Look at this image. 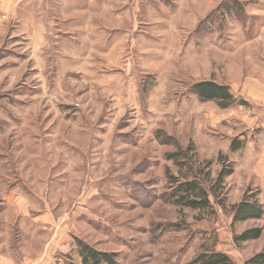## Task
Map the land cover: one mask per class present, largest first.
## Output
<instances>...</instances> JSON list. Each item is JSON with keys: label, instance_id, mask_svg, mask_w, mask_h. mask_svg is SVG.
<instances>
[{"label": "rangeland", "instance_id": "obj_1", "mask_svg": "<svg viewBox=\"0 0 264 264\" xmlns=\"http://www.w3.org/2000/svg\"><path fill=\"white\" fill-rule=\"evenodd\" d=\"M207 79L246 104L199 100ZM191 169L208 208L170 199ZM243 196L264 207V0H0V264H82L77 239L115 264H253Z\"/></svg>", "mask_w": 264, "mask_h": 264}, {"label": "trees", "instance_id": "obj_2", "mask_svg": "<svg viewBox=\"0 0 264 264\" xmlns=\"http://www.w3.org/2000/svg\"><path fill=\"white\" fill-rule=\"evenodd\" d=\"M192 92L199 100L216 101L222 107H227L234 103L246 104L245 100H237L224 84L217 83L214 80L207 79L197 81L191 87ZM241 147L238 141L232 143L231 149L237 150ZM177 154V153H175ZM191 177L181 180L177 176L171 175L170 199L183 206L192 209L208 208L211 205L210 196H216L213 185H206V180H202L196 171L192 170ZM233 172V168H224L218 173V182L220 183L226 176ZM190 175V174H189ZM232 224L238 221H244L252 218H260L264 213V207L256 200L243 196L241 200L230 206ZM261 228L258 226L247 228L234 236L236 242L256 239L261 235ZM79 255L82 264H115V254L100 251L89 245L81 239H77ZM194 262L205 264H232V259L227 254L220 251H211L210 253L201 254L194 258ZM248 263L263 264L264 249L256 252L247 259ZM67 264H75L68 262Z\"/></svg>", "mask_w": 264, "mask_h": 264}]
</instances>
